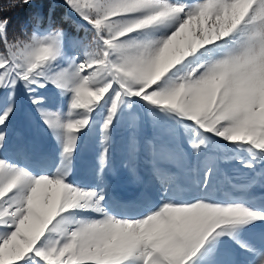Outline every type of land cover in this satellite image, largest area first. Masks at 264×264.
I'll return each mask as SVG.
<instances>
[{
	"label": "snow or ice",
	"instance_id": "1",
	"mask_svg": "<svg viewBox=\"0 0 264 264\" xmlns=\"http://www.w3.org/2000/svg\"><path fill=\"white\" fill-rule=\"evenodd\" d=\"M30 3L7 0L0 13ZM62 3L91 32L82 58L68 54L74 38L51 12L47 27L33 17L31 35L0 18V264H237L228 242L245 264H264V246L244 238L264 223V205L216 198L222 162L264 182V0ZM18 85L59 149L39 174L4 155ZM49 85L67 111L44 107L37 92ZM141 110L159 187L139 204L110 203V137ZM97 125L101 182L81 187L70 179L79 141ZM136 154L133 141L130 171Z\"/></svg>",
	"mask_w": 264,
	"mask_h": 264
},
{
	"label": "rangeland",
	"instance_id": "2",
	"mask_svg": "<svg viewBox=\"0 0 264 264\" xmlns=\"http://www.w3.org/2000/svg\"><path fill=\"white\" fill-rule=\"evenodd\" d=\"M74 22L78 24L77 21ZM76 24L73 23L70 27L65 24L62 28L70 37L74 38L73 43L67 48L68 54L80 55L82 58L85 47L89 51L92 50V37L91 32L85 33L83 29L78 30ZM43 27H47V25ZM37 94L43 98L44 107L52 111H56L58 108L67 111V98L61 97L59 90L52 85L39 89ZM14 101L16 112L9 125L10 140L4 155L39 174L48 166L50 158L58 156V145L43 125L29 94L22 85L17 86ZM8 102L7 93L0 95V106H7ZM136 115L140 116L139 120L135 118ZM98 119L100 118L98 117ZM152 134L151 118L142 110L132 116L126 115L113 132L110 137V167L103 176V182L109 185L108 199L110 203L114 198V202L139 204L142 197L155 196L159 181L152 175L150 166L146 163V142ZM133 141L137 146V154L135 169L130 171L129 151ZM79 143L80 148L70 179L81 187H95L101 182L98 176V156L102 149L99 125L92 131L85 130ZM220 167L221 172L216 181L217 199L222 201L243 199L251 202L254 206L264 205V182L261 177L250 175L247 170L231 161L222 162ZM260 171L262 169L258 167L257 172ZM252 181L255 183L250 188H234L232 186L248 185ZM129 214H135V211ZM244 238L257 247L264 246L262 244L264 242V223L258 224L246 233ZM226 247L232 252V259L237 264H245L247 257L243 252L237 250L231 242H228Z\"/></svg>",
	"mask_w": 264,
	"mask_h": 264
},
{
	"label": "trees",
	"instance_id": "3",
	"mask_svg": "<svg viewBox=\"0 0 264 264\" xmlns=\"http://www.w3.org/2000/svg\"><path fill=\"white\" fill-rule=\"evenodd\" d=\"M0 4L6 6L7 0H0ZM50 12L55 23L54 27H63L65 24L67 27L73 25L62 0H31L30 4H18L12 10L0 13V18L9 21L10 32L19 34L21 31H26L28 35H31L34 30L33 17L43 16L45 18L43 26H46Z\"/></svg>",
	"mask_w": 264,
	"mask_h": 264
}]
</instances>
